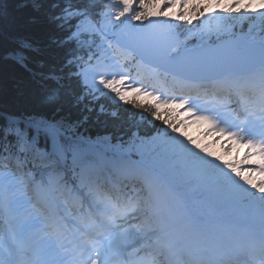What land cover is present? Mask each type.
I'll return each instance as SVG.
<instances>
[{"label": "snow or ice", "instance_id": "snow-or-ice-1", "mask_svg": "<svg viewBox=\"0 0 264 264\" xmlns=\"http://www.w3.org/2000/svg\"><path fill=\"white\" fill-rule=\"evenodd\" d=\"M0 64V264H264V0H0Z\"/></svg>", "mask_w": 264, "mask_h": 264}, {"label": "trees", "instance_id": "trees-1", "mask_svg": "<svg viewBox=\"0 0 264 264\" xmlns=\"http://www.w3.org/2000/svg\"><path fill=\"white\" fill-rule=\"evenodd\" d=\"M10 10L15 11L14 5H10ZM15 14L23 18L25 10H20ZM21 91L26 97L35 100L40 89L39 85H36L22 69L0 64V105L13 104Z\"/></svg>", "mask_w": 264, "mask_h": 264}, {"label": "rangeland", "instance_id": "rangeland-1", "mask_svg": "<svg viewBox=\"0 0 264 264\" xmlns=\"http://www.w3.org/2000/svg\"><path fill=\"white\" fill-rule=\"evenodd\" d=\"M189 130H190L191 132H194V128H193V127H191Z\"/></svg>", "mask_w": 264, "mask_h": 264}]
</instances>
